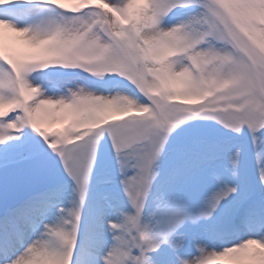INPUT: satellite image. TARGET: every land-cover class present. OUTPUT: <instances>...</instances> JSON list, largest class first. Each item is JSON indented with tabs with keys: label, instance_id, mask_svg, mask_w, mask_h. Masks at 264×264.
Segmentation results:
<instances>
[{
	"label": "snow or ice",
	"instance_id": "1",
	"mask_svg": "<svg viewBox=\"0 0 264 264\" xmlns=\"http://www.w3.org/2000/svg\"><path fill=\"white\" fill-rule=\"evenodd\" d=\"M39 5L71 16L24 23ZM177 8L195 12L165 27L164 18ZM262 13L264 0H0V173L27 163L39 175L59 157L81 201L74 210L79 223L71 264H77L94 176L106 191L90 210L79 264H105L101 255L97 261L95 248L99 242L107 244L105 256L111 251L109 221L125 212L151 237L152 264H169L167 254L172 264L261 260L264 204L248 206L239 184L216 174L217 129L189 122L203 116L232 134L247 130L253 144L264 135ZM55 66L101 80L119 76L128 91L105 94L99 86L64 91L61 80L45 71ZM239 155L231 158L234 169ZM202 177L217 185L207 197L194 195ZM259 184L264 188V169ZM35 195L0 213V264H29L21 255L26 250L38 255L30 246L42 233L24 241L42 218L39 210L25 211ZM141 202L137 218L132 213ZM237 222L249 235L234 246L208 253L197 248L199 256L185 251L190 228L202 225L208 239H218L237 231ZM181 235L183 246L176 243ZM141 251L134 247L131 255L140 257Z\"/></svg>",
	"mask_w": 264,
	"mask_h": 264
},
{
	"label": "rangeland",
	"instance_id": "2",
	"mask_svg": "<svg viewBox=\"0 0 264 264\" xmlns=\"http://www.w3.org/2000/svg\"><path fill=\"white\" fill-rule=\"evenodd\" d=\"M49 7L52 8L55 20H61L62 18L69 17L67 16V13L63 12L61 9L54 6ZM194 12L195 11L188 14L189 16L184 15L178 16L176 18H168L166 19V23L172 26L187 21L190 16L194 14ZM39 74V72H33L32 76L37 77L39 76ZM79 77L65 81H62V79L59 78L62 82L63 90L67 91L68 88H75L76 86H83L89 89L85 85V79ZM113 78L114 77H108L109 80H112ZM25 131H30V129H25ZM215 139H218V137H216ZM217 144V154L214 160L216 174L222 176L227 180H231V182H233L234 184L239 182L249 183L251 181V183H256L257 181H259V172L261 169H264V160L261 158L264 157V135H258L255 144H253L248 133L239 135L233 140H221L220 142H217ZM250 149L251 152L249 157L248 151ZM237 151H239L240 155L238 157V166L234 169L231 163V158ZM52 162L53 160L49 161L48 164L50 165ZM234 171L238 174V179L232 177V173ZM212 183L216 184L214 180L210 181L207 180L206 177H202L197 185V189L194 195L202 197L211 195V189L213 188ZM48 190H51L52 193V198L50 200H58L62 201L63 203H54V201L51 205L49 204L54 212L56 211L60 213V211H58L59 209H68L73 206V202L76 199L75 185L67 177V175L64 174L62 165H57V168L54 171L53 175L49 178V181H46L45 171L39 175H36L32 172L30 165L27 163H21L14 168L5 169L3 173H0V210H6L13 204L24 200L27 197L32 196L33 194H38ZM105 191L106 187L102 184H98L97 178L94 176L92 181V188L88 195V202L84 207L86 208V211L87 208L91 209V207L96 206L97 203L100 202V198ZM248 206L259 208L260 204L258 203V201H254L248 204ZM31 210L32 209H29L26 212H31ZM0 213H3V211ZM89 219L90 213L88 211L87 215L85 216V222ZM86 230H89V228H86ZM233 234L234 232L230 234L231 239H229L228 243H232ZM133 235H135V232L133 233ZM193 237L198 238L199 243L206 245L207 251H211L214 247L221 246L223 240V238L208 239L203 231L202 225L189 229L190 240H188L189 243L187 244V247H193ZM87 239L88 236L86 238V241ZM150 239V236L144 235V243L142 247H146V242ZM199 255L200 253L195 250V256ZM79 257L80 256L78 251V258ZM226 264H228V262H226Z\"/></svg>",
	"mask_w": 264,
	"mask_h": 264
},
{
	"label": "clouds",
	"instance_id": "3",
	"mask_svg": "<svg viewBox=\"0 0 264 264\" xmlns=\"http://www.w3.org/2000/svg\"><path fill=\"white\" fill-rule=\"evenodd\" d=\"M79 87L84 88L83 86ZM75 192L76 199L73 202V206L68 209L62 208L58 223L53 225L52 228L44 230L39 239L30 246L33 252L38 253V255L30 256L28 255V250L21 254L26 256L29 264H71L76 226L79 223V218L74 215V210L81 206L79 192ZM142 211L143 205L141 202L135 206V212L132 214L139 218ZM109 223L112 224V228L108 230V234L115 239V243L112 244L111 251L106 256L104 254L101 255V259L105 261V264H124V258H127L128 252L124 251L121 246L127 245L129 242L135 247L142 248L141 256L134 257L130 261L131 264H152L149 257L145 255V251L150 249L148 246L149 241L146 242V247H142L144 234L134 224L129 222L128 212L115 216ZM134 232L135 235H133ZM125 237L129 239L126 240ZM176 243L183 246L186 243L185 237L181 235L177 238ZM192 244L195 249H204L206 253L211 252L206 250V245L198 241H193ZM257 252L261 260L254 261L252 264H264V249L257 247Z\"/></svg>",
	"mask_w": 264,
	"mask_h": 264
},
{
	"label": "bare ground",
	"instance_id": "4",
	"mask_svg": "<svg viewBox=\"0 0 264 264\" xmlns=\"http://www.w3.org/2000/svg\"><path fill=\"white\" fill-rule=\"evenodd\" d=\"M35 10L37 12L36 18L35 17H30L31 20L36 21V22H33V23H37V22H39L41 20L55 19L54 16H53V12L51 11L52 8H50V7H47V6L39 7L38 6ZM164 26L165 27H170V25L167 24L165 21H164ZM6 35H7V32H6ZM240 190H241V188H240ZM48 195H51V193H48V194L45 193V194H42V195L35 196V201H34V204L32 205V207H39V206L43 205V203L46 201ZM39 211L42 213V218H41L40 222L38 223V224H41V228L37 229V231L34 230L35 228H37L36 226L33 229H30L26 233V235L24 237L25 243L29 242L32 239L37 238L40 233H43L44 230H45L44 229V225L45 224L56 225L58 223V221H59V216H57V214L53 215L51 213L45 212L43 209H39ZM27 214H30V213L28 212ZM103 247H104V251H105L106 248H107V244H102L101 243L97 248L100 249V248H103ZM96 249H95V253L97 252ZM213 250H215V251L216 250H222V248H217V249H213ZM126 252L129 253V247H128V250H126ZM100 255H101V253L96 256L97 259L99 258ZM171 258H172L171 254H168L167 259H168L169 263H170L169 260ZM129 261L130 260H129L128 256H127V258H124V264H128ZM224 264H226V262H224Z\"/></svg>",
	"mask_w": 264,
	"mask_h": 264
}]
</instances>
